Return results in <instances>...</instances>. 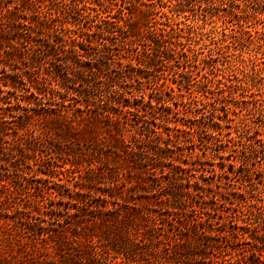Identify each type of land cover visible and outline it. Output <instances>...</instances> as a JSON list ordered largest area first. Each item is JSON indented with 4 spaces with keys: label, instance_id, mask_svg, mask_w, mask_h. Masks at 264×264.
Segmentation results:
<instances>
[{
    "label": "rangeland",
    "instance_id": "obj_1",
    "mask_svg": "<svg viewBox=\"0 0 264 264\" xmlns=\"http://www.w3.org/2000/svg\"><path fill=\"white\" fill-rule=\"evenodd\" d=\"M205 1L179 12L198 32L184 73L182 55L153 44L144 69L135 58L129 66V58L95 64L98 56L81 55L86 35L99 30L111 48L130 38L103 0H46L52 13L64 7L57 22L31 3L0 0V264L240 258L236 204L264 198L256 189L264 182V0ZM189 89L195 103L176 113ZM168 126L179 130L164 152ZM203 211L211 216L205 232L193 221L209 216Z\"/></svg>",
    "mask_w": 264,
    "mask_h": 264
},
{
    "label": "trees",
    "instance_id": "obj_2",
    "mask_svg": "<svg viewBox=\"0 0 264 264\" xmlns=\"http://www.w3.org/2000/svg\"><path fill=\"white\" fill-rule=\"evenodd\" d=\"M45 1L46 0L40 1L44 9L42 10V7H40V5H36V3H32L33 1L21 0L22 9L29 8V3H31L34 6V10L38 11V13H40L43 17L50 15V17L46 19L51 18L52 22L54 20L56 22L59 21V13H61L64 7L62 8L60 5H56V11L52 13L50 10L54 5H52L51 2L45 4ZM191 1L192 0H176L175 2H172V0H103V4L106 8L113 9L111 6H115L116 12L118 13V17L115 22L116 24L118 23V25L120 21L122 22V25L120 27L117 26V28L122 29L121 27H124L125 29L122 30L123 33H126V37L130 38H128V41L120 39V44L117 43L115 47L111 48L109 43L106 41L107 39L104 37V30H99L98 32H95L97 33V37H95L94 39H89V37H87L86 35L85 38L87 44H85V42L83 43L87 46V48H84L87 53L81 55L98 56L95 59V64L102 61V58L105 57L106 59H110L112 63H118L119 65H122V62L120 61L121 58H129V62L127 63V65L129 66H131L132 64L131 60L135 58V64L137 65V67L139 69H144L150 67V61L154 59L153 57H155L154 48L152 46L153 44L169 49L172 55H174L175 53L182 55L184 58V65L182 66L183 72L189 73V69H186L190 66L188 64V61L190 59L189 54H192L194 52V48H191V44L195 41V37L198 32L193 25L179 20V12L182 11L185 5H190ZM234 1L235 0H230L231 5L234 4ZM205 2L212 4L213 0H208ZM124 9H126V11H124ZM107 11L111 12V10ZM52 14H55V18L52 17ZM234 15L238 16L237 13H235ZM2 17L3 10L0 6V20H2ZM102 20L104 19L101 17H98L97 19V21ZM97 21L95 23H98ZM58 25L59 24L54 23L51 28H57ZM90 26L93 27L94 25L92 24ZM86 34L89 35L90 33L86 32ZM132 36H138V40H140L139 43H136V41L133 40L134 38H131ZM183 40H185V42ZM84 45L82 44L81 46ZM139 45L141 46V49L138 47ZM171 45H173V47ZM66 46L67 43H62L61 49L65 51ZM88 49H92V51L89 53ZM130 51H132L133 53H130ZM124 52L131 54V56L129 57V55H124ZM92 59L93 57L89 58L87 63H92ZM196 64L197 63H195L194 65L197 67ZM175 74H177L176 71ZM245 74L246 77H250L253 79L252 73L250 74L248 72H245ZM204 77L205 83L207 84L210 80L206 75H204ZM243 80L244 79L240 78V86L244 88L243 84H241L242 82H244ZM246 82L247 81H245L244 83ZM197 85H199V82L196 80L192 84V86L194 87ZM170 91H174L173 88L170 87ZM170 91L167 90V92ZM192 92L194 93L193 89L188 90L187 101L182 100L180 101V103L174 102L176 106V113L180 112L179 104H181L182 110H184L183 112L185 113L190 108L191 101H194L195 103L196 99H194V97H196V95H194ZM206 98L207 97H205V99ZM203 103L204 105H207L209 101L206 100L203 101ZM257 106L258 105H255L252 110H257L258 112V110L260 109H258ZM163 111L166 114L170 113L171 106L164 105ZM258 113L260 115L262 114L261 112ZM191 129V131H188L190 135L191 133L193 134L198 131V129H194L193 127ZM167 130V140L164 144L165 148L162 149L158 146V148H160L161 151L164 152L169 150V144H171L173 138L177 136L176 132L179 129H173L168 126ZM181 130L186 131L183 129ZM138 134L144 135L145 133L138 132ZM176 142L179 143V141ZM259 146V150L264 154V141L260 142ZM131 149L133 148L131 147ZM141 151V149H138V151L136 152V156H138L139 159L142 158ZM164 154L165 155H163L162 158L168 156L166 153ZM222 172H225V170H223ZM187 184L188 188H190L189 181ZM260 184L261 186L257 187L256 189L258 190V192L262 193L264 192V182L261 181ZM192 190L195 192V194H197V196H202L200 192L203 191V189L198 183L192 188ZM173 195L174 194L172 193V196ZM257 199L260 201L259 204L243 196L240 203L236 204V210L240 212V215H237L238 212L236 211V213L233 215L234 219L233 217H231V228L236 238L240 239V251L236 253L240 254V258H237L235 260V263L231 262L230 258L224 259L227 260L228 264H264V198L262 196H259ZM206 214L209 215L208 212H206ZM223 217L224 216L219 215L220 219H223ZM210 218V215L206 218H203L201 215H195V217H193V221L195 225H197V227L200 226V228H202V232H205V224H209L211 226ZM238 218H240V224H238L237 222ZM221 230L224 234H226L227 230L225 229V226ZM213 247L214 245H212V250ZM215 247L218 248L217 245ZM223 252V256L230 255L232 257V253H228L226 251ZM222 263L223 261L217 264ZM208 264H215V262L212 258H210Z\"/></svg>",
    "mask_w": 264,
    "mask_h": 264
}]
</instances>
